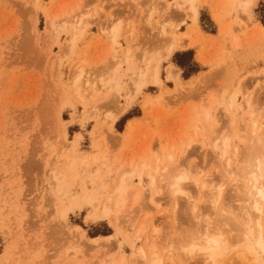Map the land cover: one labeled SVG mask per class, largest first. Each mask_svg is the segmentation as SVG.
<instances>
[{"label":"rangeland","instance_id":"1","mask_svg":"<svg viewBox=\"0 0 264 264\" xmlns=\"http://www.w3.org/2000/svg\"><path fill=\"white\" fill-rule=\"evenodd\" d=\"M242 1L197 0L195 23L189 11L176 7L180 0H0V264H101L122 256L131 264L133 235L124 236L125 215L116 227L112 219L92 218L103 198L94 194L95 183L107 180L103 163L121 167L115 177L144 163L180 167L190 179L182 185L186 196L178 198L159 185L156 194L148 179L140 185L135 175L132 189L140 192L141 205L133 217L137 228L152 218L167 249L164 264L170 254L184 264H202L169 248L193 228L192 208L201 224L219 219L208 192L202 195L193 179H218L223 162L213 146L227 134L233 166H244L252 123H264V0H255L251 16L241 11ZM54 16L56 28L50 30L47 21ZM80 18L79 28L87 26L71 50V25ZM112 19L124 22L115 37ZM179 39L187 49L162 61L155 85L152 68L168 43ZM190 51L199 72L185 79L173 61ZM128 52L133 65L125 61ZM80 62L81 83L88 79L99 92L93 98V92H82L83 100L75 94L73 71ZM114 63L119 91L106 97L100 82ZM148 63L146 87L137 92L133 80ZM170 66L180 70L172 79ZM129 100L127 111L118 113ZM244 117L252 120L249 133L242 129ZM69 162L74 167L57 194L53 175ZM230 202L222 199L224 206ZM152 226L146 222V236ZM233 256H222L218 264H240Z\"/></svg>","mask_w":264,"mask_h":264},{"label":"bare ground","instance_id":"2","mask_svg":"<svg viewBox=\"0 0 264 264\" xmlns=\"http://www.w3.org/2000/svg\"><path fill=\"white\" fill-rule=\"evenodd\" d=\"M254 4L255 0L253 2V6ZM176 7L180 10L189 11L191 20L195 23L198 22L199 12L197 9V0H180V2L176 4ZM241 11L244 14H248L243 9H241ZM56 19L57 16L48 19V29L54 30L56 28ZM53 24L55 25V27H50ZM81 24L82 20L80 18L71 25L74 30V37L73 39H71L72 41L70 43V46H68L71 50L75 49L78 38L81 37L83 30L87 26V23L85 22L83 23V26H80L79 28V25ZM186 46L187 45L185 44L184 39H179L177 41L172 40L168 43L164 55L156 62V64L152 68L155 85L159 84L158 70L160 69L162 61L169 59L174 52L185 51L187 49ZM169 49H171V51H169ZM124 58L128 64L133 65L134 62L132 57L130 56V52H128V54L125 55ZM116 64L114 63V66L110 67V69H113L112 72L109 71L112 73V75L109 76L107 80L100 82L101 88H106V97H109L111 93L114 94V92L118 93L119 91V82L121 77L118 75L119 66H117ZM84 67L85 62H80L73 71V77L75 78L74 85L76 88L75 94L81 100L84 99L81 96L82 92H93L91 98L97 96L99 93L94 89L93 86L89 87L88 84L90 81L88 79L81 83ZM131 70H129V72ZM149 70V63L146 64L144 72H142V68L139 69V75L136 79L133 80L137 92L146 87L144 78ZM174 70H177L178 72L180 71L176 67L170 66L168 70V79L176 77ZM109 81L111 82L109 83ZM80 83L82 85H85L86 89L82 88L83 86H79ZM129 102L130 100L127 102L125 107L122 108L123 112L118 113H125L129 107ZM239 110L240 112L243 111L242 105L239 107ZM119 115L120 114H116L114 116L115 121L119 119ZM58 119L61 121L60 113H58ZM251 121L252 120L245 117L241 119L242 129L246 133H249L251 129ZM252 126L253 131L249 133V142L248 145H246L245 151L247 156H249V159L244 166L238 168L233 166V160L230 157V155L232 154L231 134H227L213 146V148L218 153L220 161L223 162V169L220 172L218 179L209 182V184L204 180V178L193 179L194 185L199 189L202 195H205L208 192L207 196L208 199H210L209 201L211 205L214 207L213 211H218L219 219L216 222L211 223V227L213 231L222 232V234L226 238L227 249L223 256L233 253V259H238L240 264H264V259H262V257H264V254H258L259 249L254 248L255 242L260 240L261 237H264V197L260 195V191L264 190V172H262V169H264V130L261 128L264 126V123L260 126L252 123ZM73 167L74 164L69 162L66 164V167H64L63 172L54 173L53 180H55L54 184L56 187H53V190H56L57 194H61L63 192V183H65V180L69 178L70 173L68 172H71ZM101 167H104L105 173L107 174V180L103 181L102 178H98L97 182L95 183L96 186L94 188V194H103V198L98 211L99 213H97L98 215L94 214V217L92 218L112 219V222L114 221V227H116V224L121 218V215L124 214V218L127 219L126 223H128L124 236L128 239L131 235H133V239L131 241L132 254L130 256L131 258L129 257V260H131L130 263L137 264V262L141 260L143 264H164L165 251L167 249L161 248L163 244L160 245L159 243V231L157 228L152 226V218L146 217L138 226V228L136 227L137 217L134 218L133 216L135 214V211H137L138 209L137 207L141 205L139 204V202L141 201V194L138 191H133L132 180L137 174L140 185H144L146 179H148L150 183V189L156 194L160 193V189H158L159 185L163 188V191L166 189L170 191V193L174 197L178 198L179 196H186L185 192L183 191V194L181 195H174L171 185L174 183L176 177L185 173L180 169V167L163 169L160 166H156L153 169L152 167L144 163L139 169L138 167H136L130 170H126L123 171L119 176L115 177L114 175L119 171L118 169L121 167H118L116 170H114L109 166V164L105 163H103ZM184 183L182 185H184ZM227 188H229V196L225 195V191ZM225 198L231 199L232 202H230L226 206L222 205V199ZM118 203L119 208L117 207ZM64 212L65 210H63L62 217L66 216V212ZM191 212L194 214L195 208H192ZM193 214L192 217H190L191 221H195L193 228L188 230L182 239L176 240V242H173V240H171V246L169 248L177 253L182 259L196 258L199 259L202 264H218V260L222 256L217 258L213 262L210 261L207 255H189L182 250L183 244H185L194 234L193 230L199 229L200 231H203V229L208 226L207 222L210 220L208 218L206 221H204L203 224H201L199 222L201 220L200 215L195 218L193 217ZM147 221L153 228V233L150 236H146L148 228L146 227ZM220 224L224 226L223 229H228L227 233H223L221 228L222 226ZM79 233L81 235V232ZM80 235L78 237H80ZM226 235L228 236L226 237ZM82 236L83 235H81V237ZM108 239H111L112 241V236ZM164 242H167V238ZM140 243L141 246L137 247V245ZM111 258L112 257H110L109 259H105L101 264H127L126 257L122 256V258H120L116 263L114 261H111ZM167 263L184 264L180 259L172 254L167 256Z\"/></svg>","mask_w":264,"mask_h":264},{"label":"clouds","instance_id":"3","mask_svg":"<svg viewBox=\"0 0 264 264\" xmlns=\"http://www.w3.org/2000/svg\"><path fill=\"white\" fill-rule=\"evenodd\" d=\"M264 172V169H262ZM189 177L182 174L175 178L174 183L171 185L174 195L183 194L181 185L186 182ZM260 195L264 197V190L260 191ZM208 226L200 231L199 229L193 230L191 238L182 246V250L189 255H207L210 261H215L217 258L223 256L227 249V241L222 232L213 231L211 227V220L207 222ZM254 248L259 249L258 254H264V237L255 242Z\"/></svg>","mask_w":264,"mask_h":264},{"label":"snow or ice","instance_id":"4","mask_svg":"<svg viewBox=\"0 0 264 264\" xmlns=\"http://www.w3.org/2000/svg\"><path fill=\"white\" fill-rule=\"evenodd\" d=\"M253 2H254V0H244V2H242L241 5H240V8L243 9L246 13H248L249 16H251V11L250 10H251V8L253 6ZM34 7L36 8L37 12H39V10L41 9L42 6L39 3H36L34 5ZM123 23L124 22L122 20L118 21L116 19H112L110 21V24H109L110 34L113 37H115V36H117L119 34V30L122 27ZM41 26L43 27V25H41ZM34 27H35V16L29 17L28 18V24H27V30L29 32V35L32 34V30H33ZM50 27H55V25L53 24ZM169 51H171V49H169ZM111 75H112V73L110 72L109 76H111ZM170 78H171V76H170ZM261 79L264 80V73L261 74ZM110 82L111 81H109V83ZM4 102L6 104L7 100H5ZM117 207L119 208V203L117 204ZM62 219H63V217H62ZM77 231H79V230H77ZM81 235H83L82 232H81ZM262 259H264V257H262Z\"/></svg>","mask_w":264,"mask_h":264},{"label":"trees","instance_id":"5","mask_svg":"<svg viewBox=\"0 0 264 264\" xmlns=\"http://www.w3.org/2000/svg\"><path fill=\"white\" fill-rule=\"evenodd\" d=\"M174 64L184 71L185 79L199 72L195 62L193 61V53H177L174 57Z\"/></svg>","mask_w":264,"mask_h":264}]
</instances>
